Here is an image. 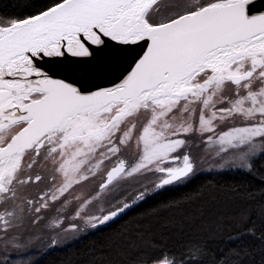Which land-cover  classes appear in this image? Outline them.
<instances>
[{"label":"snow or ice","instance_id":"obj_1","mask_svg":"<svg viewBox=\"0 0 264 264\" xmlns=\"http://www.w3.org/2000/svg\"><path fill=\"white\" fill-rule=\"evenodd\" d=\"M197 139L239 169L264 158V0H45L0 16V264L188 181ZM194 251L143 264H200Z\"/></svg>","mask_w":264,"mask_h":264},{"label":"trees","instance_id":"obj_2","mask_svg":"<svg viewBox=\"0 0 264 264\" xmlns=\"http://www.w3.org/2000/svg\"><path fill=\"white\" fill-rule=\"evenodd\" d=\"M43 2L0 0V16L28 15ZM262 216L264 158H258L251 171L231 165L152 192L78 241L49 249L46 240L28 257L45 255L41 264H141L160 249L187 254L198 248L192 255L200 264H264ZM253 224L255 237L235 238Z\"/></svg>","mask_w":264,"mask_h":264},{"label":"rangeland","instance_id":"obj_3","mask_svg":"<svg viewBox=\"0 0 264 264\" xmlns=\"http://www.w3.org/2000/svg\"><path fill=\"white\" fill-rule=\"evenodd\" d=\"M192 154H193V158H194V161L196 164V172H195V175L192 176L191 178H193L196 175L201 174V173H206V172L213 171V170L225 169V168L230 167L232 165L230 163L226 164L224 162V160L217 157L214 154V152H212L210 150L206 151L205 145H202V144H200V145L195 144L194 148L192 149ZM232 166H234V165H232ZM144 183L147 184V181H145ZM42 187H43L42 184L41 185H34V186H32V188L30 190L35 194ZM135 187L139 188L140 186H138V184H137V185H135ZM95 188H96V182L90 181V182H87L84 185H82L78 189V191H83L85 193H88V192H92L93 189H95ZM105 206H107V205H105ZM58 207H59V204H56L53 207H51L50 209L46 210L44 212L45 218L55 216L56 215V208H58ZM65 215L69 219L72 218L73 211H72L71 206L66 210ZM41 224H42V222H41ZM81 227H83V225H81ZM90 230L91 229H85L83 233H77V234H75V236H72V234H69L68 239L66 240V243L72 241L73 239H77V238H80V237L86 235L88 233V231H90ZM48 231H50V230H48ZM45 241H44V243H45ZM44 243L38 245V250L42 249V246H44ZM47 249L48 248H46V250ZM9 255L10 256L12 255L11 252H9ZM22 257H24V256H17V258H22Z\"/></svg>","mask_w":264,"mask_h":264},{"label":"bare ground","instance_id":"obj_4","mask_svg":"<svg viewBox=\"0 0 264 264\" xmlns=\"http://www.w3.org/2000/svg\"><path fill=\"white\" fill-rule=\"evenodd\" d=\"M122 215V214H121ZM120 215V216H121ZM119 216V217H120ZM118 218V217H117ZM94 229H91L90 231H88V233L87 234H89L90 232H92ZM86 234V235H87ZM85 236V235H84ZM81 238V237H80ZM80 238H77V239H73L72 241H70V242H68V243H66V241H64V242H62L60 245H58V246H56V247H54V248H61V247H66V246H68V245H70V244H72L73 242H76V241H78ZM49 249H53V248H49ZM45 256V255H44ZM44 256H39V257H37V258H29V257H22V258H20V260L19 261H24L25 259H27L29 262H30V264H31V262L32 261H38V260H40L41 258H43ZM17 258V257H16ZM16 258H15V260H16ZM141 264H143V263H141Z\"/></svg>","mask_w":264,"mask_h":264},{"label":"flooded vegetation","instance_id":"obj_5","mask_svg":"<svg viewBox=\"0 0 264 264\" xmlns=\"http://www.w3.org/2000/svg\"><path fill=\"white\" fill-rule=\"evenodd\" d=\"M44 228V222L42 221V224H41V229H43ZM44 247L42 246V249H43Z\"/></svg>","mask_w":264,"mask_h":264}]
</instances>
